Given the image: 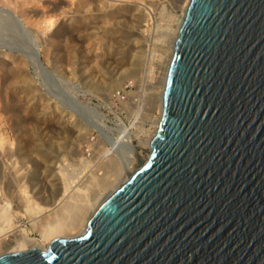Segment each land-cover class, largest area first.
I'll return each instance as SVG.
<instances>
[{
	"label": "water",
	"instance_id": "water-1",
	"mask_svg": "<svg viewBox=\"0 0 264 264\" xmlns=\"http://www.w3.org/2000/svg\"><path fill=\"white\" fill-rule=\"evenodd\" d=\"M139 164L83 235L0 264H264V0L189 1Z\"/></svg>",
	"mask_w": 264,
	"mask_h": 264
},
{
	"label": "rangeland",
	"instance_id": "rangeland-1",
	"mask_svg": "<svg viewBox=\"0 0 264 264\" xmlns=\"http://www.w3.org/2000/svg\"><path fill=\"white\" fill-rule=\"evenodd\" d=\"M0 2V137H2L0 148L4 151L0 153L6 155L5 157L3 154L5 159L0 160V172H3L2 164L10 161L15 162V167L25 172L21 189L25 192L23 194L26 199L30 200L27 201L33 212H30L31 215L22 213L24 208L18 211L16 199H12L14 182L11 179H14L6 175L5 178L4 172L0 173L2 185L0 206L7 207L5 211L11 223L17 225L16 230H22L26 236L40 243L42 223L46 224L47 220L51 223L56 216L54 224L62 217L61 222L64 224L68 222L70 225L75 219L73 216L76 215V211L83 208L94 193H103L99 185H95V181L98 180L100 184L99 180L107 175L118 184L121 179L128 177L129 173L126 171L127 165L130 167V164L126 158V147L118 141L121 126L136 134L130 143L131 147L142 152V155L147 154L141 142L147 140L153 131L152 122L159 115L156 110V97L160 93L158 82L162 78L168 59L167 45L168 43L170 45V40L174 37L172 31L182 14L183 2L179 3L178 0H0ZM138 13L143 15L142 18L138 19L140 17ZM133 14L138 15L137 18ZM48 19L52 20L53 25L46 29L43 21ZM139 23L144 24L140 27L143 32L136 34ZM88 32H92V35L89 36ZM93 55H98L101 75L96 76L89 72ZM134 55L138 61L136 67L128 63ZM115 56L118 58L116 61L113 59ZM106 61L112 62V67L116 66L115 69L112 71L106 69ZM118 66L126 69L125 74L119 73ZM10 87L14 91L9 89ZM33 91L37 95L38 105L35 103L31 106L25 100ZM68 93L75 94L78 102L85 107L73 104L68 98ZM43 105L49 107L51 113L48 116L52 117L46 118L48 122L45 119V123L33 117ZM56 114L65 116L63 120H69L78 129L79 136L76 137V133L72 134L73 131L67 123L64 124L67 127L63 125L56 128L52 122ZM100 120H103L104 125ZM108 139L117 142L106 155L103 151L108 147ZM30 141H33L32 144ZM77 158L85 159L84 163L78 162ZM111 163L117 169H114ZM42 164H53L55 175L49 171L50 168L44 169L49 181L38 178V169L43 170ZM118 168L122 174L120 178L118 176L115 179L114 171L116 173ZM59 169H62V173L64 172L69 181L73 180L70 189L72 193L70 190L66 193L69 196L71 193L70 199L67 195L66 200L60 196L62 190L58 195H54L57 188L55 177L56 174L58 176ZM90 174L95 176L91 177ZM96 176L97 180L94 181ZM88 178L90 181L93 180L89 185ZM84 179H87L86 182ZM112 187L114 185L108 188L109 190L105 189L102 195L109 193ZM62 198L63 200H60ZM61 208L67 213L61 211ZM48 214H55L51 215L53 220ZM64 217L67 221H64ZM61 222L59 221L63 224ZM73 231H67L66 235L62 233L64 235L61 234L58 238H75L86 232L79 234L76 229ZM8 235L6 238L0 237V255L5 251V248L1 247V242L9 238Z\"/></svg>",
	"mask_w": 264,
	"mask_h": 264
},
{
	"label": "bare ground",
	"instance_id": "bare-ground-1",
	"mask_svg": "<svg viewBox=\"0 0 264 264\" xmlns=\"http://www.w3.org/2000/svg\"><path fill=\"white\" fill-rule=\"evenodd\" d=\"M3 1V0H2ZM6 1V0H5ZM189 1L190 0H178V2L180 3V2H183L182 4L183 5H181L180 7H181V10H182V14H181V16H180V18H179V20L177 19V24H176V28L172 31L173 32V34H174V37H173V39L172 40H170L171 42H170V45H169V43H168V45L167 46H169L168 47V57H166V58H168L167 60H166V63H165V66H164V71H163V73H162V78H160L159 79V85H160V93L158 94V96L156 97V110H157V113L159 114L158 115V117H156L154 120H153V122H152V126H153V131H151V133H150V135H149V137L147 138V140L145 141V142H141V144L143 145V147L145 148V150L147 151L146 153V155H142V152H140V151H136L133 147H131V142H132V140H133V137L134 136H136V134H135V132H131L129 129H127V128H125V127H123V126H121V129H120V137H119V142H121V144L124 146V147H126V158H127V161H128V163L130 164V167H129V165H127L128 166V171H126V172H128L129 173V175H128V177L126 178V179H121V181L120 182H118V184H116V182L114 181V179H111V176H110V178H109V176L107 177V175H106V177L105 178H101L99 181H100V184H98V180H97V176L95 177V179H94V181L95 180H97V182L95 181V185H99V187H100V190L101 191H103V193H105L104 192V190L105 189H108V188H111V186L112 185H114V187H112V189L110 190V192L109 193H107V194H105V195H102L101 194V192H96V193H94V195L91 197V200H87L88 202L86 203V204H84L83 206V208H81V209H78L77 208V205L75 206L76 207V209H78V211H76V215L75 216H73V217H75V219H74V221L73 222H71L72 224H67V223H63V222H61V218L59 219V221L61 222V223H63V224H60L59 223V221H57L58 223H56V224H54L53 222H55L54 220H55V218H56V216H55V214H48L50 217H51V215H54L55 216V218H54V220L52 219V217H51V219L53 220V221H51V223H53V224H51L50 222H48V220H47V223L46 224H43L42 223V225H40L41 227V242L39 243V241H36L35 239H33V238H29L28 236H26L24 233H23V231L22 230H16V226H15V224H12L11 222V219H10V217H9V215L6 213V211H5V209L7 208H4V207H1L0 206V237L1 236H4V238H6L7 237V235L8 236H10L9 238H7V239H4L5 241H3V242H1V247L2 248H5V251L3 252V254H7V253H12V252H23V251H27V250H30V249H32V248H38V249H40V250H42V251H45V250H47V248H48V246H49V243L52 241V240H54V239H56V238H58V236H61V234L62 233H66L67 231H70V232H72L73 230H75L76 229V232H79V234H82V233H84L85 231H87V227H88V222H89V220H90V218L92 217V215L94 214V212L96 211V209L99 207V205L103 202V200L109 195V194H111L117 187H119V186H121L123 183H125L126 181H127V179L131 176V175H133L135 172H136V170L139 168V162H142V163H144L146 160H147V158L149 157V155H150V149H151V140H152V138L154 137V135L156 134V132H157V130H158V127H159V123H160V120H161V116H162V111H163V92H164V87H165V83H166V80H167V75H168V70H169V66H170V63H171V60H172V57H173V52H174V47H175V42H176V40H177V38H178V36H179V31H180V27H181V25H182V23H183V21H184V18H185V14H186V10H187V6H188V4H189ZM1 3V2H0ZM3 4V3H2ZM4 4H6V3H4ZM4 7V6H3ZM1 9V8H0ZM139 9V8H138ZM139 11V10H138ZM142 11V10H141ZM1 12H3V10L1 11ZM140 13V12H139ZM138 13V15H140ZM136 14V13H135ZM135 14H133L134 15V17H136L137 18V16H135ZM142 16L143 15H140V17H138V19L139 18H142ZM11 19V18H10ZM137 19V20H138ZM141 21H140V23L142 22V19H140ZM44 22V28H46V29H49V28H51V26L53 25V22H52V20L51 19H48V20H45V21H43ZM139 23V25L137 26V30L135 31L136 32V34L138 33V34H140V33H142L143 32V29H141L140 27H142L143 25H141ZM45 29V30H46ZM43 31V30H42ZM145 31V30H144ZM94 32V31H93ZM89 33V32H88ZM92 33V32H91ZM91 33H89V36H91L92 34ZM80 35V34H79ZM84 35V34H83ZM95 35V34H94ZM87 37V36H86ZM93 38V37H92ZM86 39V38H85ZM95 39V38H94ZM86 40H88V39H86ZM91 40V39H90ZM91 42V41H90ZM89 42V43H90ZM95 42V41H94ZM88 43V44H89ZM92 44H93V41H92ZM97 44V43H96ZM95 45V44H94ZM92 46V45H91ZM121 46V45H120ZM119 46V47H120ZM137 48H138V46H137ZM88 50V49H87ZM118 50V49H117ZM116 51V50H115ZM96 53V52H95ZM118 54L120 53V52H117ZM94 54V53H93ZM115 54V53H114ZM98 55L96 56V55H93V57H92V63H91V69L89 70V72H90V74L91 73H94V74H96V76H97V74H100L101 75V67L99 68V61L100 60H98ZM100 57V56H99ZM133 57V56H132ZM121 58V57H120ZM114 59V61H116V59H118L116 56L113 58ZM123 59V58H122ZM103 60V59H102ZM101 60V61H102ZM159 60V59H158ZM104 61V60H103ZM101 63V62H100ZM112 62H105V68L106 69H110L111 71L113 70V69H115V67L116 66H113L112 67V64H111ZM129 63V65H132L133 67H136V66H138V61H137V58H135V55H134V57L133 58H131V60L128 62ZM99 65V66H98ZM118 69H119V73L121 74V73H124V72H126V69H123V68H121V66H118ZM88 70H87V72H88ZM87 72H85V73H87ZM9 74V73H8ZM89 74V73H88ZM125 74V73H124ZM93 75V74H92ZM99 75V76H100ZM87 76V75H86ZM94 77V76H93ZM86 78H90V77H86ZM12 80V79H11ZM91 81H92V78H91ZM158 81V80H157ZM3 83V82H2ZM10 83V82H9ZM12 83V82H11ZM14 83V82H13ZM22 84V83H21ZM2 85H4V84H2ZM13 85H15V84H13ZM19 85V84H18ZM9 86H11V84L9 85ZM20 87V86H19ZM22 87V86H21ZM152 87V86H151ZM18 88V87H17ZM4 89V88H3ZM9 89H12L11 87L9 88ZM14 89H16V88H14ZM19 89V88H18ZM152 89V88H151ZM150 89V90H151ZM13 90V89H12ZM11 90V91H12ZM17 90V89H16ZM7 91V90H6ZM10 91V90H9ZM14 91V90H13ZM5 92V91H4ZM8 92V91H7ZM151 92V91H150ZM7 95V94H6ZM22 95V94H21ZM151 96V95H150ZM153 96H154V94H153ZM27 97V96H26ZM26 97H25V99H26ZM39 98V97H38ZM68 98L70 99V101L73 103V104H76V106L77 105H79V106H82V107H85L84 105H82V104H80L79 102H78V100H77V97H76V95L75 94H73V93H68ZM155 98V97H154ZM18 99V98H17ZM40 99V98H39ZM151 99H153V98H151ZM154 100V99H153ZM27 101V103H29V105H33V104H35L36 102H37V95L34 93V91L27 97V100H25V102ZM150 101V100H149ZM155 101V100H154ZM151 102V101H150ZM40 103V102H39ZM149 103V102H148ZM152 103V102H151ZM155 103V102H154ZM154 103H153V105H154ZM26 104V103H25ZM37 104V103H36ZM44 104V103H43ZM46 104V103H45ZM27 105V104H26ZM25 105V106H26ZM29 105H27V106H29ZM38 105V104H37ZM47 105V104H46ZM46 105H43L42 107L40 106V108H39V110L37 111V113H35L34 114V116L33 117H35V119H38V120H41L42 122L44 121V123H45V119L46 118H48V117H50V116H48V114L49 113H51V111H49V107L48 106H46ZM22 106V105H21ZM24 106V107H25ZM36 106V105H35ZM23 107V106H22ZM153 107V106H152ZM31 108V107H30ZM37 108V107H36ZM26 109V108H25ZM55 110V109H54ZM53 110V111H54ZM55 112H57V111H55ZM53 115H54V113H53ZM64 117L65 116H63L62 114L61 115H57L56 114V116H55V118L52 120V122H53V124H54V126L56 127V128H58V127H60V126H63L65 123H67V126L70 128V129H72V134H75L76 133V137H78L79 136V131H78V129H76L75 127H74V125L72 124V123H70V121L68 122L67 120H63L64 119ZM50 118H52V117H50ZM47 120V119H46ZM40 121V122H41ZM103 120H100V123H104V122H102ZM152 121V120H151ZM47 122H48V120H47ZM49 125V124H48ZM73 125V126H72ZM104 125V124H103ZM64 126H66V125H64ZM66 126V127H67ZM62 128V127H61ZM19 131V130H18ZM28 131V130H27ZM25 132V131H24ZM31 132H35V131H31ZM37 133V132H36ZM24 134V133H23ZM84 134V133H83ZM37 135V134H36ZM15 136V135H14ZM34 136V135H33ZM32 136V137H33ZM35 137V136H34ZM37 137V136H36ZM75 137V138H76ZM0 138H2V137H0ZM19 138V137H18ZM25 139V138H24ZM35 140V139H34ZM3 141V140H2ZM26 142V141H25ZM31 142V141H30ZM33 142V141H32ZM32 142H31V144H32ZM37 142V141H36ZM117 142V141H116ZM116 142L114 141V139H108L107 140V149L105 150V151H103V153H105L106 155H107V153L109 152V151H112V147L116 144ZM19 144V143H18ZM21 144V143H20ZM19 144V145H20ZM29 144V143H28ZM24 145V144H23ZM141 145V146H142ZM32 146H34V145H32ZM143 147H142V149H143ZM3 148V147H2ZM22 148V147H21ZM33 148H35V147H33ZM14 149V148H13ZM19 149V148H18ZM30 149V148H29ZM37 149V148H36ZM40 148H38V150H39ZM10 150V149H9ZM21 150V149H20ZM1 151H3V150H1V148H0V152ZM19 151V150H18ZM4 152V151H3ZM36 152V151H35ZM39 152V151H38ZM2 153V152H1ZM0 153V160L2 161L3 160V156L5 155V153H3V154H1ZM7 153V152H6ZM19 153V152H18ZM27 153V152H26ZM11 154H12V151H11ZM14 154V153H13ZM17 154V153H16ZM32 154V153H31ZM35 154V153H34ZM110 155V154H109ZM108 155V156H109ZM11 156V155H10ZM103 156V155H102ZM111 156V155H110ZM5 157H6V155H5ZM20 157V156H19ZM27 157V156H26ZM104 157V156H103ZM25 158V157H24ZM39 158V157H38ZM108 158V157H107ZM106 158V159H107ZM113 159H114V157H112ZM5 159V158H4ZM26 159V158H25ZM12 160V159H11ZM23 160V159H22ZM28 160H30V159H28ZM37 160V159H36ZM84 160L85 159H82V158H77V161L78 162H82V163H84ZM104 160V159H103ZM110 160V159H109ZM6 161V160H5ZM4 161V162H5ZM46 161V160H45ZM113 161H115V160H113ZM13 162V161H12ZM11 161L10 162H8V163H3L2 165H3V168H1V170L3 169V172H4V176L6 175L7 177H11V178H13L14 180H12L11 179V181H13L14 183V186L12 187L13 188V190H14V197H12V199L14 198V200L16 199V202H17V207L16 208H18V211H19V209H22V208H24V210H23V212L22 213H24V212H26V213H30L31 211H32V208H31V206H29L30 205V203H28V201L27 200H29V199H26V197H25V195L23 194V193H25L22 189H21V187L23 188V186H21V183H23L22 181L24 180L23 178H24V176H23V174L25 173H23V170H21L20 168H16L15 167V162L14 163H12ZM24 162V161H23ZM22 162V163H23ZM26 162V161H25ZM28 162V161H27ZM117 162V161H116ZM21 163V162H20ZM105 163V162H104ZM108 163H110V162H108ZM119 163V162H118ZM43 164H45V163H43ZM42 164V169L43 170H41V168L40 169H38L39 170V173H38V178L40 179V180H42L43 179V181H49V180H47V178H48V175H47V173L45 172V170H47V169H49V171L50 172H52V173H54V167L52 166L53 164H49V165H51V166H49V165H43ZM80 164V163H79ZM120 164V163H119ZM1 165V166H2ZM24 165V164H23ZM107 165V164H106ZM111 165H112V163H111ZM111 165H110V167H111ZM22 166V165H21ZM113 166V165H112ZM115 166V165H114ZM113 166V168L114 169H117V168H115ZM126 166V167H127ZM58 167V166H57ZM108 167V166H107ZM117 167H118V165H117ZM23 168V167H22ZM37 168V167H36ZM56 168V167H55ZM121 168V167H120ZM120 168H118V170H116V173H115V171H114V176L115 177H113V178H115L116 179V177H118L119 176V178H120V176H121V174H122V171H121V169ZM45 169V170H44ZM103 169H104V167H103ZM112 169V168H111ZM111 169H109L110 171H111ZM130 169V170H129ZM56 170V169H55ZM25 171V170H24ZM108 171V170H107ZM3 172H0V173H3ZM58 172V176H57V174H56V177H55V186L57 185V188H56V192H55V194L54 195H58L60 192H61V190H62V194L60 195L61 197H65V195H67V197H69V199H70V196H71V193H72V191L70 190L71 188H72V182H73V180L72 181H69L67 178H66V175L64 174V172L62 173V169H59V171H57ZM30 173V172H29ZM32 173V172H31ZM34 173V172H33ZM27 174H28V172H27ZM25 175V174H24ZM54 175H55V173H54ZM68 175V174H67ZM102 175H104V174H102ZM112 175V174H111ZM6 176H5V178H6ZM26 176V175H25ZM90 176H91V174H90ZM95 176V175H94ZM94 176H91V177H94ZM52 177V176H51ZM101 177V176H100ZM2 178V177H1ZM4 178V179H5ZM27 178V177H26ZM37 178V179H38ZM70 178V177H69ZM99 178V177H98ZM51 179V178H50ZM118 179V178H117ZM26 180V179H25ZM85 180V179H84ZM87 180V179H86ZM86 180H85V182H86ZM88 180H89V178H88ZM119 180V179H118ZM27 181H28V179H27ZM91 181H93L92 179H91ZM90 180L88 181V185H89V182H91ZM1 182V181H0ZM5 182V181H4ZM2 183H3V181H2ZM41 183V182H40ZM97 183V184H96ZM116 185H115V184ZM91 184H94V183H91ZM91 184H90V186H91ZM1 185V184H0ZM41 185V184H40ZM87 185V184H86ZM95 185H93V188H94V186ZM2 186V185H1ZM75 186V185H74ZM96 186V187H97ZM25 187V186H24ZM28 187V186H27ZM31 187V186H30ZM50 187V186H49ZM84 187V186H83ZM89 187V186H88ZM11 189V188H10ZM35 189H36V187H35ZM34 189V190H35ZM42 189V188H41ZM0 190H1V188H0ZM9 190V189H8ZM53 190V189H52ZM69 190L71 191V193H70V196L68 195V194H66V193H68L69 192ZM109 190V189H108ZM12 191V190H11ZM27 191V190H26ZM40 191V190H39ZM73 191H75L74 190V188H73ZM79 191V190H78ZM84 191V190H83ZM82 191V192H83ZM87 191V190H86ZM85 191V192H86ZM94 191V190H93ZM107 191V190H106ZM3 192V191H2ZM52 192V191H51ZM95 192V191H94ZM12 193V192H11ZM10 193V194H11ZM35 193V192H34ZM75 193H76V191H75ZM84 193V192H83ZM6 194V193H5ZM29 194V193H28ZM52 194V193H51ZM85 194V193H84ZM89 194V193H88ZM93 194V193H92ZM31 195V194H30ZM29 195V196H30ZM38 195V194H37ZM40 195V194H39ZM28 196V197H29ZM10 197V196H9ZM37 197V196H36ZM53 197V196H52ZM55 197V196H54ZM75 197V196H74ZM78 197H80L79 195H78ZM77 197V198H78ZM83 197H86V196H84L83 195ZM30 198V197H29ZM56 198H57V196H56ZM60 198V197H59ZM72 198H73V195H72ZM52 199V198H51ZM53 199H55V198H53ZM67 198L65 197V199L64 200H66ZM68 199V200H69ZM85 199H87V198H84V200ZM33 200V199H32ZM60 200H63V198L62 199H60ZM59 200V201H60ZM73 200V199H72ZM81 200V199H80ZM79 200V201H80ZM83 200V199H82ZM11 201H13V200H11ZM36 201V200H35ZM58 201V202H59ZM74 201V200H73ZM72 201V202H73ZM29 202H30V200H29ZM51 202H52V200H51ZM54 202V201H53ZM56 202V201H55ZM65 203H66V201H64ZM81 202H83V201H81ZM80 202V203H81ZM4 203V202H3ZM61 203V202H60ZM63 203V202H62ZM64 203V204H65ZM70 203V202H69ZM34 204V203H33ZM53 204V203H52ZM76 204V203H75ZM82 204V203H81ZM16 205V204H15ZM57 205V204H56ZM55 205V206H56ZM3 206V205H2ZM7 206V205H6ZM58 206V205H57ZM69 206H70V204H69ZM81 206V205H80ZM35 207V206H34ZM39 207V206H38ZM51 207V206H50ZM63 207L65 208V205H63ZM42 208V207H41ZM43 208H45V207H43ZM42 208V209H43ZM52 208V207H51ZM39 209V208H38ZM58 209H59V207H58ZM62 209V208H61ZM71 209H72V207H71ZM75 209V208H74ZM7 210V209H6ZM47 210V209H46ZM51 210H53V209H51ZM51 210H49V211H51ZM65 210V209H64ZM35 211V210H34ZM61 211H63V209L61 210ZM68 211V210H67ZM33 212V211H32ZM56 212V211H55ZM58 213H59V210L57 211ZM63 212H65V211H63ZM69 212V211H68ZM71 212V211H70ZM44 213H47V212H44ZM65 213H67V212H65ZM17 214V213H16ZM34 214V213H33ZM72 214H73V212H72ZM75 214V213H74ZM21 215V214H20ZM26 215V214H25ZM30 215H31V213H30ZM40 215V214H39ZM38 215V216H39ZM46 215V214H45ZM44 215V217H47V216H45ZM66 215V214H65ZM70 215V214H69ZM33 216V215H32ZM57 216H59L58 214H57ZM72 216V215H71ZM25 217V216H24ZM42 217V216H41ZM47 218H49V217H47ZM46 218V219H47ZM13 219V218H12ZM30 219V218H29ZM33 219V218H32ZM58 219V218H57ZM64 219H65V217H64ZM41 220H43L44 221V219H42L41 218ZM34 221H37V220H34ZM64 221H67L66 219L64 220ZM41 222V221H40ZM39 222V223H40ZM46 222V221H45ZM28 223V222H27ZM38 223V222H37ZM29 224H30V222H29ZM33 224V223H32ZM34 227H35V224H34ZM34 229V228H33ZM10 232H12L11 234L12 235H10ZM39 232V231H38ZM69 232V233H70ZM73 233H74V231H73ZM7 234V235H6ZM40 234V233H39ZM64 234H62V235H64ZM70 234H72V233H70ZM75 234V233H74ZM66 235V234H65ZM68 235V234H67Z\"/></svg>",
	"mask_w": 264,
	"mask_h": 264
}]
</instances>
